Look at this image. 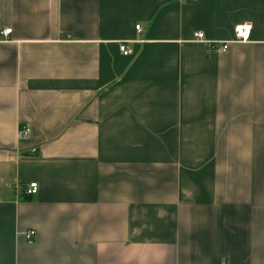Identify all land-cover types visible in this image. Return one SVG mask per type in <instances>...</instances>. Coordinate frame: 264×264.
<instances>
[{"label":"crops","instance_id":"0c3cea01","mask_svg":"<svg viewBox=\"0 0 264 264\" xmlns=\"http://www.w3.org/2000/svg\"><path fill=\"white\" fill-rule=\"evenodd\" d=\"M0 264H264V0H0Z\"/></svg>","mask_w":264,"mask_h":264},{"label":"built area","instance_id":"2783aa9c","mask_svg":"<svg viewBox=\"0 0 264 264\" xmlns=\"http://www.w3.org/2000/svg\"><path fill=\"white\" fill-rule=\"evenodd\" d=\"M137 29H140V25L136 26ZM12 33V28H5L1 31V35L4 37H8ZM251 33V25L249 24H241L237 25L234 28L233 38L228 41H218V42H211L206 38V35L203 31H195L193 33V41L205 43L210 49L225 51L228 49L229 45L234 42H247L250 38ZM120 51L124 55H130L132 53L131 49L126 43L120 44ZM24 133H28L27 129L23 130ZM38 191V184L36 182H31L28 184L26 188L27 194H35ZM35 235L34 230H29L25 233V237L29 242L33 241Z\"/></svg>","mask_w":264,"mask_h":264},{"label":"water","instance_id":"95a60500","mask_svg":"<svg viewBox=\"0 0 264 264\" xmlns=\"http://www.w3.org/2000/svg\"><path fill=\"white\" fill-rule=\"evenodd\" d=\"M196 0H188V2H194ZM27 155H36L37 154V151H30V152H27L26 153Z\"/></svg>","mask_w":264,"mask_h":264}]
</instances>
